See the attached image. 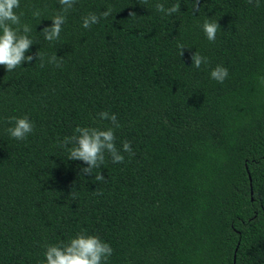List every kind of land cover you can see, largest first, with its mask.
Listing matches in <instances>:
<instances>
[{"label": "trees", "instance_id": "obj_1", "mask_svg": "<svg viewBox=\"0 0 264 264\" xmlns=\"http://www.w3.org/2000/svg\"><path fill=\"white\" fill-rule=\"evenodd\" d=\"M15 11L32 28L26 55L43 60L0 66V264H46L48 245L81 232L111 245L107 264H264V0H76L52 42L42 30L59 0ZM196 52L208 60L199 69ZM217 65L223 83L210 77ZM24 116L34 131L15 140L9 118ZM76 127H112L124 163L106 153L83 175L59 146Z\"/></svg>", "mask_w": 264, "mask_h": 264}, {"label": "clouds", "instance_id": "obj_2", "mask_svg": "<svg viewBox=\"0 0 264 264\" xmlns=\"http://www.w3.org/2000/svg\"><path fill=\"white\" fill-rule=\"evenodd\" d=\"M76 0H59L62 11L58 12L51 18L52 24L49 27H44L42 34L44 39L48 42L58 40L62 32V26L66 23V16L69 9L73 7ZM147 3V0H143ZM251 4L253 0H248ZM197 7L199 0H196ZM256 6H259V0H256ZM20 8V0H0V66L6 68L7 72H12L16 68L22 66L25 62L31 63L33 59L43 60V56L38 52L36 55H26L29 53L33 40L29 33L32 28L28 24L21 23V16L23 13L17 14L16 9ZM155 8L158 12L165 15H172L181 10L179 3L165 8L164 4L157 3ZM112 8L100 13H89L82 18V27L90 28L92 25L100 22L101 18L107 19L112 14ZM41 11L39 9L33 12V17L39 18ZM135 13H130L134 16ZM203 31L207 39L215 42L218 29L220 25L217 21L206 20L203 24ZM179 54L183 57L185 46L183 44L177 45ZM63 58H58L53 55L49 59V63L55 64L57 67L61 66ZM192 66L199 69L202 64L208 63L206 57L201 56L196 52L191 57ZM44 67V64H41ZM228 69L217 65L210 73V77L220 83L228 77ZM264 82V81H262ZM100 120H110L115 128L120 127L117 117L109 115L108 112H101L98 114ZM13 124L9 127L7 132L15 140H26L28 135L34 131V124L27 116L23 118L11 117L8 121ZM116 136L112 127L102 130L94 127H76L74 134L65 137L59 143L60 147L67 149L69 155L68 160L82 161L87 167L81 169L83 175L92 176L93 170L100 168L105 162V154L111 157L114 164L124 163L125 157L115 144ZM71 145L69 148L68 146ZM123 151L131 154V144L124 141L122 145ZM105 179L102 173L95 176L96 181H103ZM99 195V191L97 190ZM113 248L109 243L104 242L99 236L87 235L83 232L77 233L76 236L68 242H62L56 245H48L44 253L46 264H107L109 258L113 255Z\"/></svg>", "mask_w": 264, "mask_h": 264}]
</instances>
